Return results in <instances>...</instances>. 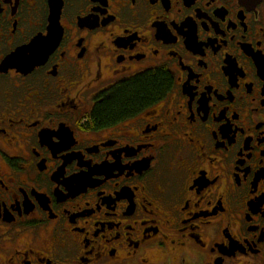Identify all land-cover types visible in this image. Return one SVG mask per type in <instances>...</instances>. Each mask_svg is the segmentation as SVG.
I'll return each instance as SVG.
<instances>
[{"label": "flooded vegetation", "instance_id": "af4514ba", "mask_svg": "<svg viewBox=\"0 0 264 264\" xmlns=\"http://www.w3.org/2000/svg\"><path fill=\"white\" fill-rule=\"evenodd\" d=\"M0 264H264V0H0Z\"/></svg>", "mask_w": 264, "mask_h": 264}, {"label": "trees", "instance_id": "16d2710c", "mask_svg": "<svg viewBox=\"0 0 264 264\" xmlns=\"http://www.w3.org/2000/svg\"><path fill=\"white\" fill-rule=\"evenodd\" d=\"M170 80L165 72L146 73L133 82L124 83L103 98L94 114L103 123L135 111L146 102L160 97L169 86Z\"/></svg>", "mask_w": 264, "mask_h": 264}, {"label": "water", "instance_id": "95a60500", "mask_svg": "<svg viewBox=\"0 0 264 264\" xmlns=\"http://www.w3.org/2000/svg\"><path fill=\"white\" fill-rule=\"evenodd\" d=\"M242 2H251L256 3L261 0H241ZM38 40L35 41L33 45V49L37 50ZM32 45L29 47V49L32 47ZM35 47V48H34ZM27 49H19L17 52L13 53L4 63L6 67H16L21 71H26L29 67L34 68L37 64H39V61H37L38 57L34 55H28Z\"/></svg>", "mask_w": 264, "mask_h": 264}]
</instances>
